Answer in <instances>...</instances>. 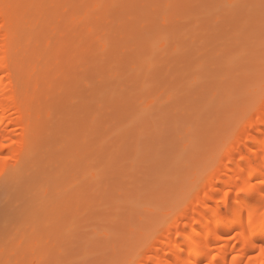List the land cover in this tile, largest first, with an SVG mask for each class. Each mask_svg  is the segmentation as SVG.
<instances>
[{"label": "rangeland", "instance_id": "374dc122", "mask_svg": "<svg viewBox=\"0 0 264 264\" xmlns=\"http://www.w3.org/2000/svg\"><path fill=\"white\" fill-rule=\"evenodd\" d=\"M40 1L16 3L45 95L30 150L11 124L0 152V264L144 263L263 113L264 0Z\"/></svg>", "mask_w": 264, "mask_h": 264}, {"label": "bare ground", "instance_id": "6f19581e", "mask_svg": "<svg viewBox=\"0 0 264 264\" xmlns=\"http://www.w3.org/2000/svg\"><path fill=\"white\" fill-rule=\"evenodd\" d=\"M22 1L24 3H27V0L25 1L22 0ZM17 2H18L17 5H19L21 0L19 1L0 0V21L2 22L1 24L2 26H0L2 27L0 29V152L3 147L7 146L6 144L7 141L9 143L11 140H13L12 132L11 130H9V125L11 124H13L14 126L19 125L21 129L20 133L22 137L21 147L25 151L27 147H28L27 151L30 150V146L32 145L31 141L33 140V135H31L32 133L31 131L35 129L34 124H36L34 123L35 119H33L32 116L33 114L34 117L36 116L35 115L36 110L34 109L33 104L34 103L37 104L36 101H38L34 98V96L36 97L37 95L39 97V95H42L43 93V92L39 93L41 91L40 90L41 88L38 89L40 91H38L37 88H35L36 87L35 84L37 82L43 83L41 81H38L42 77L37 76V78H40L38 80L35 77L36 73L39 74L38 72H36L35 68L38 67L37 65H39L40 63L39 58L41 57L38 58V56H36L38 59L36 60L35 56L31 57L26 55L28 54L27 50H29L30 53V49H31L30 46L33 47L35 45L28 46V42H27L26 46L27 48L29 47V49L26 50L25 47L26 53H24L25 52L24 49L22 50V53H20L21 49L18 48L19 45L22 46V42H19L20 40L22 41V39L18 41V36L20 34L16 30L17 29L20 30V29L19 26L16 25L18 24V22L14 23L15 21H19V22L21 21V18L19 19L17 17L18 19H15V15L17 14L16 11L20 10L16 5ZM33 2L34 1H32L31 3ZM24 3L21 2V4ZM24 5L27 7L30 6L27 4ZM22 6L23 5H21V7ZM25 6L22 8L23 9L22 13L26 11L24 10ZM37 7L39 6H36L34 9L36 10ZM30 8L32 9V7ZM30 8H28V12H30L29 11ZM21 10L18 12L17 15L21 13ZM28 12H25L24 14H27ZM24 14H22V17L24 16ZM31 14H28V16ZM85 14L81 15L82 18L84 17ZM70 15L72 18H74L73 19L74 21L72 20V24L73 22H75L74 24H76L77 20L79 21L80 19H81L80 21H83L82 18H80L81 16L79 15L78 12H74V13L72 12ZM25 16L24 18H26L27 20V17ZM19 17L21 16L19 15ZM29 18L31 19V17ZM30 19L28 20V23L26 20H24L26 21L27 24L24 21L23 23L27 26L28 24L30 25V23L32 25V23L34 22L32 21L30 22ZM38 20L39 19H37V21ZM90 21H88L89 25H90ZM86 23L87 22H85L84 25ZM39 25H37V27H40ZM28 28L31 29V26L27 27V29ZM35 28L36 26L34 27V29ZM90 28L88 32L94 35V32H91ZM34 29L32 30L34 31ZM38 29H35V31H37ZM64 31L62 30L61 32ZM83 32L84 31L80 33ZM24 34L25 33H23V36ZM38 34L40 35V32H38ZM60 34L61 33L59 34L57 33V37ZM63 35L64 34H62L61 37ZM66 35H68V33ZM71 35L73 34L71 33ZM24 37L26 38V36ZM92 37L94 38L95 35ZM97 37H95L96 41L97 39H99ZM100 38L102 39V37ZM32 39L33 38H31V40ZM65 39H66L65 42L66 41L68 42L70 37L69 39L65 37ZM38 40H40V37ZM60 40L62 41L61 38ZM26 41L27 40H25L24 43H26ZM43 42L41 43V45H43ZM61 44H63V41L61 42ZM64 44L63 45L59 44V46L58 44L57 46L53 45L55 51L53 50L54 52H51V54H49L48 56L46 55V59L43 60V66H45V68H47V66L51 67L50 64L51 59H53L54 61L55 54H58L57 52L59 53L61 52L59 50L62 48L61 46L65 47ZM50 46L51 44L47 43L46 41V50L50 48ZM62 58H64V55L61 56V60L63 61L64 59ZM61 60L59 61L61 62ZM37 61H39V63ZM52 66H56V65L52 64ZM50 67L49 69L51 70L52 67L51 68ZM55 68L57 69V67ZM49 69L48 71L49 73L51 72V76L52 75L55 76V74H52L53 69L52 71H50ZM49 73L47 72L48 77L50 76ZM39 76H43V72L42 75L39 74ZM48 77L46 78V82L48 81ZM50 78L52 77H49V79ZM34 79L37 81L35 82ZM54 79L53 81H55ZM48 82H52V80L51 81L49 80ZM39 86L40 84L39 85L37 84V87ZM56 87H58V85ZM36 90L38 92H36ZM34 91L36 92V95ZM44 93L43 95H45ZM34 100L36 101L34 102ZM260 106H261L260 110H263L261 111L263 113L261 115L259 114V119L257 117L256 119L257 121L250 120L251 118L248 119V121L246 120L247 121L246 124L243 125L236 134L235 142L233 140L232 146L230 145L231 147L230 150L228 148L227 150L228 152H227L225 149V153H223L225 157L222 156L221 163L220 162L217 163V165L213 167L212 175L206 177L205 185L201 187L200 190L195 193V195L193 194L190 196L191 198H189L190 200L189 203L185 205L182 211H180L181 209L179 210L180 213L178 217L176 216V218L173 220L172 226H169L171 227V229H169L168 227L165 228L166 230L164 229L159 230V232L161 233L157 232L158 236L161 235L159 238L163 237L164 239L163 241V239L161 238L162 242L161 239H159V241L161 242L160 244L161 247L160 248L152 247L151 248L152 250L151 249L150 250L153 251L152 253L153 255L150 258H148V260L144 261V263H140V264H264V102H261ZM35 107L38 111L39 107L37 108L36 105ZM33 110L35 111L33 112ZM27 133H30L28 136L31 135L32 137L29 138L28 136H26ZM243 136L246 138L244 141L242 139ZM35 137H36V132H35ZM29 143L30 145H28ZM22 144L26 146V149ZM25 154H27V152H25ZM29 158H31V156ZM42 158H40L39 160H41ZM223 158L225 159L223 160ZM38 163H40V161ZM229 235H232V237H227Z\"/></svg>", "mask_w": 264, "mask_h": 264}]
</instances>
